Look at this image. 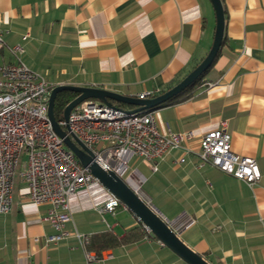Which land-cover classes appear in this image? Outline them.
<instances>
[{
    "label": "crops",
    "instance_id": "1",
    "mask_svg": "<svg viewBox=\"0 0 264 264\" xmlns=\"http://www.w3.org/2000/svg\"><path fill=\"white\" fill-rule=\"evenodd\" d=\"M222 7L224 41L200 87L152 109L160 131L192 130L183 145L193 150H171L156 169L136 157L131 165L143 177L139 195L211 264H264V0H222ZM0 25L5 43H21L23 62L51 83L136 96L160 91L206 54L215 16L210 0H0ZM11 60L0 49V65ZM222 122L232 149L256 160L257 182L198 166V138ZM110 196L97 180L74 191L69 234L51 244L46 236L54 230L42 220L48 204L31 201L17 180L11 210L0 213V264H87L76 231L121 238L141 230L124 205L99 211ZM101 253L104 264H187L144 232Z\"/></svg>",
    "mask_w": 264,
    "mask_h": 264
},
{
    "label": "built area",
    "instance_id": "2",
    "mask_svg": "<svg viewBox=\"0 0 264 264\" xmlns=\"http://www.w3.org/2000/svg\"><path fill=\"white\" fill-rule=\"evenodd\" d=\"M2 48L7 49L12 60L0 65V213L11 210L15 183L21 181L31 201L48 204L42 220L54 230L46 236V242L55 244L69 234V196L96 178L51 127L46 105L55 84L23 62L21 43H5L0 25ZM214 84L205 82L202 86ZM158 93V89L144 90L136 96L146 98ZM56 121L62 128L67 126L104 169L114 171L138 194L143 177L131 165L134 157L156 169L157 162L171 150H193L183 145L194 138L192 130L175 131L166 126L165 131H160L152 110L126 113L117 106L87 98L70 110L67 119ZM195 150L198 166L213 165L248 184L260 177L256 160L232 149L224 122L203 133ZM120 205L123 204L112 195L98 209L114 213ZM140 227L145 236L153 235L145 224L140 222ZM75 235L85 249L89 235L77 231ZM85 259L87 264H104V255L94 250L86 249Z\"/></svg>",
    "mask_w": 264,
    "mask_h": 264
},
{
    "label": "water",
    "instance_id": "3",
    "mask_svg": "<svg viewBox=\"0 0 264 264\" xmlns=\"http://www.w3.org/2000/svg\"><path fill=\"white\" fill-rule=\"evenodd\" d=\"M214 10L215 25L212 43L199 63L190 70L180 81L170 88L146 98L125 95L117 91L98 86H86L71 83L55 85L50 92L46 105V113L53 130L63 139L64 144L74 153L79 162L87 167L98 182L120 200L137 219L145 224L163 245L168 247L187 264H211L204 256L189 247L176 233L160 213L144 200L132 187L112 170L104 169L95 159L94 153L68 127L62 128L53 113L54 99L61 90L73 91L76 96L63 108L62 117L67 119L70 110L79 102L87 98L98 99L109 106H115L112 100L128 103L135 107L123 109L126 113H136L155 108L180 93L186 86L199 77L213 62L217 55L224 31V13L221 0H210ZM120 108V107H119Z\"/></svg>",
    "mask_w": 264,
    "mask_h": 264
},
{
    "label": "trees",
    "instance_id": "4",
    "mask_svg": "<svg viewBox=\"0 0 264 264\" xmlns=\"http://www.w3.org/2000/svg\"><path fill=\"white\" fill-rule=\"evenodd\" d=\"M221 2H222V0H221ZM223 41H224V35L222 37V41H221L220 46L222 45ZM216 56H215V58H216ZM215 58H214V60H215ZM201 59H202V57L193 61L192 63H190L186 70H184L182 73H180L178 76H176V78H174L172 80V82H170L169 84L164 86L159 91V93L170 88L171 86L176 84L178 81H180L190 70H192L199 63V61ZM214 60H213V62H214ZM213 62L199 77H197L193 82H191L188 86H186L180 93L176 94L175 96L171 97L168 101H166L165 103H162L160 105L178 102V101H181V100H184V99L191 97L197 91V89L200 87V85L202 83V78H203L205 72L213 65ZM76 94L77 93H75L73 91H69V90H61V91L57 92L55 99H54V106H53V113H54V117L56 120H59L62 117V112H63L64 106L71 99H73L76 96ZM111 101L115 106L123 108V109H130V108L135 107L134 105H131L128 103L119 102V101H115L112 99H111ZM152 109L153 108H150L147 110H152ZM142 235H143V232L139 229L138 226H134V227L128 229L125 232V234L123 235V237H121V238H118L112 231L107 230V231H104V232H101L98 234L91 235L89 243L86 245V247L89 250H94L99 255V254H101V251L104 249L114 247V246L121 244V243H126V244L131 243V242L139 239L140 237H142Z\"/></svg>",
    "mask_w": 264,
    "mask_h": 264
},
{
    "label": "rangeland",
    "instance_id": "5",
    "mask_svg": "<svg viewBox=\"0 0 264 264\" xmlns=\"http://www.w3.org/2000/svg\"><path fill=\"white\" fill-rule=\"evenodd\" d=\"M139 191H140V192H139V194H140V195H142V191H141V188H140V190H139Z\"/></svg>",
    "mask_w": 264,
    "mask_h": 264
},
{
    "label": "bare ground",
    "instance_id": "6",
    "mask_svg": "<svg viewBox=\"0 0 264 264\" xmlns=\"http://www.w3.org/2000/svg\"><path fill=\"white\" fill-rule=\"evenodd\" d=\"M140 192V191H139Z\"/></svg>",
    "mask_w": 264,
    "mask_h": 264
}]
</instances>
